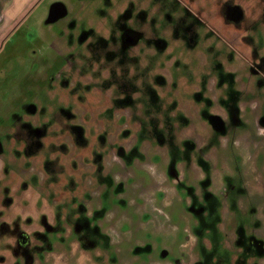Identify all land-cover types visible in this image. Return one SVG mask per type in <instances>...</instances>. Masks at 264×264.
<instances>
[{
	"label": "rangeland",
	"instance_id": "obj_1",
	"mask_svg": "<svg viewBox=\"0 0 264 264\" xmlns=\"http://www.w3.org/2000/svg\"><path fill=\"white\" fill-rule=\"evenodd\" d=\"M155 1L34 0L0 34V171L15 173L22 198L14 215L23 223L2 232L19 240L17 256L5 255L0 264H29L24 250L33 264H233L232 257L236 264L242 256L236 251L251 246L248 237L264 258V46L256 49L260 57L251 46L229 58V45L209 36V49L202 48L216 67L210 79L197 82L187 35L163 34L157 80L151 81L153 64L120 76L138 94L125 108L138 116L130 119L136 126L121 131L127 147L120 163L110 149L115 123L100 129L93 120L101 109L102 123L116 119V101L76 99L92 88L73 75L83 66L91 82L94 73L85 65L95 57L88 46L118 27L125 11L150 9ZM162 2L173 7L171 0ZM57 3L66 15L50 21ZM167 14L163 28L173 27ZM19 20L18 32L7 37ZM227 57L217 67L215 60ZM60 111L69 131L56 144H42L37 159L27 156L38 145L21 150L17 129L32 131L43 119L58 127ZM214 113L223 125L211 127ZM10 155L27 162L11 164ZM170 165L182 175L179 182Z\"/></svg>",
	"mask_w": 264,
	"mask_h": 264
},
{
	"label": "flooded vegetation",
	"instance_id": "obj_2",
	"mask_svg": "<svg viewBox=\"0 0 264 264\" xmlns=\"http://www.w3.org/2000/svg\"><path fill=\"white\" fill-rule=\"evenodd\" d=\"M171 1L173 7L167 6L162 0H156L154 7H151L150 9L140 7L136 11H125L121 20L116 23L118 24V27L105 30L94 40L91 46H88V51H91L95 57L93 60H88L85 65L94 73V75L91 76L92 83L89 81L88 75L83 74V66L78 65L75 68L70 66V68H73V75L76 76L77 79L92 84L91 89L81 91L76 99L84 98L96 103L100 99H113L118 105L117 108L120 109L119 112H116V119L110 118L104 123L100 121L102 116H99L102 114V109L101 113L93 114V120H97L96 125L100 129L103 127L102 124L107 123V126L109 127L110 122L115 123V128L110 124L111 130L115 131L113 134L114 139L110 142L108 138V142H110L111 151L115 152L113 157L117 163H120V155H123L125 148L127 147L124 139L121 138L123 137L121 131H123L122 129L131 126V122L136 126L137 122L135 120L131 121L130 119H133L134 116H138L137 114L133 115L131 112H127L125 109L129 106L131 97H137L138 94L130 91L126 86V82L122 80L120 76L125 77V75H128L135 66H140L142 70H147L148 66L153 64V71H155L157 76L151 78V81L157 80L159 78L157 62L159 60V53L163 51V47H161L162 44H160V37H162L163 34L170 32L174 36H178L180 33H182V35L183 33L187 35L188 55L190 57V63L194 64L192 67V77L197 82H203L210 79V71L216 67V65L212 66L210 64L207 59L206 51L202 48L203 45H206L207 49H209V45L207 44L211 36L220 38L226 46L229 45V48L231 49L228 54L229 58L232 57L233 52L240 53L251 46L254 47L253 50H251L253 51V56L260 57V53L256 49L264 46V0ZM175 3L180 6V9L183 12L178 11L180 12L178 13L175 10ZM164 14H167L166 19L168 21H172L173 27H168L169 25H167L163 28L165 20ZM63 15H66L65 9L61 4L57 3L53 5L52 9H50L49 19L50 21L56 20ZM20 21L21 20L9 30L6 36L18 32L21 27ZM2 41L4 42L5 40ZM228 57L227 59H213H216L215 62L217 63V67H220L222 64L229 62L230 59ZM191 58L193 62L191 61ZM260 63L264 64V58H260ZM114 73L115 75L112 76ZM155 98L159 99L160 97ZM55 116L59 122L58 127L57 125H44L43 119V121L37 120L32 123H35V125H32L34 127L32 131L26 128L17 129L24 141L19 147L21 150L28 151V147L33 142L38 145L37 150L32 151L34 154L27 156L30 157L34 155L32 158L37 159L42 144L50 142L56 144L62 139L61 133L63 131H69L66 128L65 122H63L65 113L60 111L58 114H55ZM208 121L211 127L224 124L223 118L216 113L209 115ZM256 125L260 126L258 122H256ZM230 129L232 128L230 127ZM73 137L74 136H72V138ZM115 140H120V143ZM95 141L96 140L93 136L92 142ZM13 148L14 146L11 144L10 149ZM6 159L11 164H21V168L24 163L27 162L22 156L18 157L10 155V157L8 156ZM179 165L181 164H178V166ZM176 168L177 166L170 165V172L174 175V180L179 182L182 180V175L174 172ZM2 171L3 170L0 171V262L6 258H4L5 255L11 257V259L14 256H17V249L14 246V243L19 240L17 236L12 234L3 237L2 232H7L9 226L11 228L18 227L19 225L23 226V223L19 222L16 215H14L13 206L22 198V194L18 192L19 189L15 173H2ZM63 184V180L59 178L57 180V185L61 186ZM80 187L81 184L77 183L76 188ZM49 192H51V190L45 188L43 190L44 196L49 195ZM59 195L60 196H55V198L53 197L51 201L56 202L62 196L61 193H59ZM44 202H47L46 199ZM44 222V225L50 223L48 220H45ZM25 223L27 225H32L30 219H27ZM239 227L240 230L246 232V226ZM250 232L256 237L255 233H258V231L256 230L255 225ZM251 238L252 237H248V243H251L249 249L247 248L244 251L240 248V252L236 251V253H240L238 256H243H241L239 262L236 261V264H254L256 258L260 260L256 264L264 263V258L258 256L259 253L258 250H256L257 248L254 249L256 245L253 244V240L250 241ZM21 240L22 242L25 241L24 238H21ZM24 253L28 256L29 264H33L31 261V253L29 254V252H26L25 250ZM261 253L264 254V251L261 250ZM234 260L235 258L232 257L231 261L233 264Z\"/></svg>",
	"mask_w": 264,
	"mask_h": 264
},
{
	"label": "crops",
	"instance_id": "obj_3",
	"mask_svg": "<svg viewBox=\"0 0 264 264\" xmlns=\"http://www.w3.org/2000/svg\"><path fill=\"white\" fill-rule=\"evenodd\" d=\"M33 1L34 0H0V34L3 30L8 28L12 22L20 16H23V12ZM12 10L14 12H12Z\"/></svg>",
	"mask_w": 264,
	"mask_h": 264
},
{
	"label": "water",
	"instance_id": "obj_4",
	"mask_svg": "<svg viewBox=\"0 0 264 264\" xmlns=\"http://www.w3.org/2000/svg\"><path fill=\"white\" fill-rule=\"evenodd\" d=\"M63 7V6H62Z\"/></svg>",
	"mask_w": 264,
	"mask_h": 264
}]
</instances>
